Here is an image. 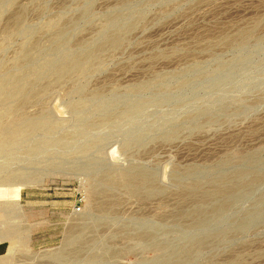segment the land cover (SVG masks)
I'll list each match as a JSON object with an SVG mask.
<instances>
[{
    "label": "rangeland",
    "instance_id": "obj_1",
    "mask_svg": "<svg viewBox=\"0 0 264 264\" xmlns=\"http://www.w3.org/2000/svg\"><path fill=\"white\" fill-rule=\"evenodd\" d=\"M0 264H264V0H0Z\"/></svg>",
    "mask_w": 264,
    "mask_h": 264
},
{
    "label": "bare ground",
    "instance_id": "obj_2",
    "mask_svg": "<svg viewBox=\"0 0 264 264\" xmlns=\"http://www.w3.org/2000/svg\"><path fill=\"white\" fill-rule=\"evenodd\" d=\"M19 177V179L21 180V179H23V177L21 178L20 176H18ZM17 176H16V178H18ZM15 178V179H16ZM14 181V180H13ZM22 181V180H21ZM13 184H22L23 185V182H20L19 180H15V183H13ZM13 184H11V185H13ZM9 190H13V191H9L10 192V194H11V197L12 198H17L18 196H19V194H18V192L16 191V190H18L17 188H13V189H9Z\"/></svg>",
    "mask_w": 264,
    "mask_h": 264
},
{
    "label": "built area",
    "instance_id": "obj_3",
    "mask_svg": "<svg viewBox=\"0 0 264 264\" xmlns=\"http://www.w3.org/2000/svg\"><path fill=\"white\" fill-rule=\"evenodd\" d=\"M77 211H80V207L77 208Z\"/></svg>",
    "mask_w": 264,
    "mask_h": 264
}]
</instances>
